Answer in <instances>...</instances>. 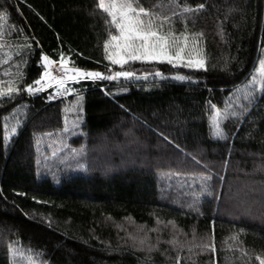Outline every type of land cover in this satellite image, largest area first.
Instances as JSON below:
<instances>
[{"label":"trees","instance_id":"obj_1","mask_svg":"<svg viewBox=\"0 0 264 264\" xmlns=\"http://www.w3.org/2000/svg\"><path fill=\"white\" fill-rule=\"evenodd\" d=\"M138 3L163 33L197 38L202 67L132 62L143 77L101 78L116 30L98 0H0V87L16 89L0 97V264L264 260V88H245L264 0ZM45 56L101 76L53 98L35 84Z\"/></svg>","mask_w":264,"mask_h":264},{"label":"snow or ice","instance_id":"obj_2","mask_svg":"<svg viewBox=\"0 0 264 264\" xmlns=\"http://www.w3.org/2000/svg\"><path fill=\"white\" fill-rule=\"evenodd\" d=\"M98 7L109 18L108 22L111 27H114L119 35H112L111 41L105 44L106 52L109 49L110 44L117 49L115 52H109L108 58L113 64H120L121 66L127 62V59H161L167 58L171 62L172 56L169 53L170 43L174 46L180 37L173 35L171 31L164 34L162 31L163 24L167 22L166 18L161 20L160 24L156 23L157 17L149 9H146L142 5H139L138 0H98ZM203 7V5H201ZM190 8H185L184 11H191ZM185 44L188 40L187 36L183 37ZM112 42H117L112 44ZM121 50L125 55H121ZM183 48H179L175 51L174 56L176 59L181 58ZM46 62L48 57L43 58ZM63 60V58H62ZM63 67V64H62ZM69 71H74L75 75H68ZM159 75V73H157ZM64 76L68 80H75L77 77H91L97 78L101 74L98 72H82L79 69L69 70L64 68ZM130 72L116 73V76H131ZM45 76H50V73L45 72ZM112 79L114 77H101ZM42 79L35 81L36 85H40L43 88ZM55 79V78H53ZM177 79H184V77H177ZM56 83L63 86L64 79L56 80ZM16 89L10 84L8 92H0V96L10 95L12 91ZM29 92L33 91V87L26 89ZM219 116V113H217ZM215 124V132L217 136H221L219 124ZM13 132L15 129L12 130ZM261 264H264V260H261Z\"/></svg>","mask_w":264,"mask_h":264},{"label":"rangeland","instance_id":"obj_3","mask_svg":"<svg viewBox=\"0 0 264 264\" xmlns=\"http://www.w3.org/2000/svg\"><path fill=\"white\" fill-rule=\"evenodd\" d=\"M115 29V28H114ZM116 30V29H115ZM171 31V30H169ZM168 31V32H169ZM166 30L164 32V34L168 33ZM116 35H119V33L116 31ZM176 37H180V40L177 41L175 43V45L173 46L171 43L169 45V53L172 56L171 62H169V60L167 58H161V59H127V62L124 63L122 66L120 64H113L111 62V60L109 58H107V60L109 61V70L112 74V77L121 79L123 78H129L132 79L134 76V78H138L140 75L138 74H134L132 72L131 76H116V73H120V72H127L132 65V62H138V63H149V64H154L155 62L157 63H169L171 64L173 67H179L182 65H188V66H197V67H202L203 64V60H201V51H200V47L199 45V40L197 38H192L189 37L186 44L185 41L183 40V36H176ZM111 41V39L109 40ZM108 41V43H109ZM117 42H112V44H115ZM179 48H183L184 51L181 53V58L180 59H176L174 56V53L177 49ZM117 49H115L111 44L109 46L108 51L106 52V55L108 57L109 52H115ZM121 55H125L123 53V51L121 50ZM259 61L257 62L256 66L254 67V69L252 70V73L250 75L249 78V82L246 83L245 88H248L247 92L248 94H250L253 91H260L262 88H264V54L260 55V58L258 59ZM51 63H48L46 61H44V65H45V71L42 75L43 79H42V84H44L45 86L43 88H41L40 85H37L36 88L37 90L42 89V90H49L53 88V92H55L54 94L52 93L53 98H63V97H68L70 95H75L76 92L72 91V89L69 88V83H74V81H78V80H86V79H90V80H95L97 78H91V77H77V79L75 80H68L66 78V76L63 75L64 73V68H67L69 70H73V69H77V68H73L69 62L68 59H63L59 62H54L52 60H48ZM63 64V67H62ZM117 67V70H115V68ZM82 72H94V71H88V70H80ZM114 71V72H113ZM45 72L50 73V76H45ZM68 75H75L74 71H69ZM41 77V78H42ZM143 77V76H140ZM40 78V79H41ZM55 78V79H53ZM64 79V84L63 86L59 85L56 83V80L58 79ZM0 92H5L4 90L1 89L0 87ZM1 97V96H0ZM217 113H219V116H217ZM79 107L76 105H72L70 108L65 110V114L66 118V126H67V132L70 131V129H72V133L76 134V130H77V126H75L74 124H76V122L78 121L79 123V119H80V115H79ZM221 116H223V113L221 114L220 110H216V112L214 113V115L211 117V123H212V127L215 130V124H214V118L217 124H219V122L221 121L220 118ZM74 126V127H73ZM73 127V128H71ZM66 133V132H65ZM9 137H12V133L9 134ZM67 149V147L65 148Z\"/></svg>","mask_w":264,"mask_h":264}]
</instances>
